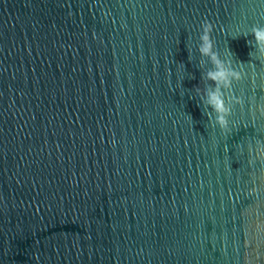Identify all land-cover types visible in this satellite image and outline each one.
Segmentation results:
<instances>
[{
	"label": "water",
	"instance_id": "obj_1",
	"mask_svg": "<svg viewBox=\"0 0 264 264\" xmlns=\"http://www.w3.org/2000/svg\"><path fill=\"white\" fill-rule=\"evenodd\" d=\"M0 264H264V0H0Z\"/></svg>",
	"mask_w": 264,
	"mask_h": 264
}]
</instances>
